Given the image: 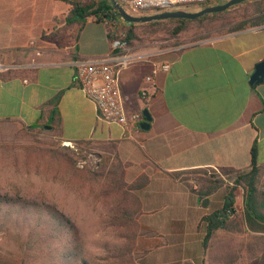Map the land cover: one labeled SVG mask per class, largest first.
Listing matches in <instances>:
<instances>
[{
  "label": "crops",
  "instance_id": "obj_1",
  "mask_svg": "<svg viewBox=\"0 0 264 264\" xmlns=\"http://www.w3.org/2000/svg\"><path fill=\"white\" fill-rule=\"evenodd\" d=\"M66 1L0 0V64L19 67L0 72V121L35 126L56 110L63 141L113 145L128 183L142 174L149 179L136 192L137 262L205 264L201 218L222 207L226 184L251 170L254 144L257 166H264V81L249 85L264 61V25L154 51L131 47L134 61L120 73V91L127 113L147 110L150 116L148 129L132 141L118 125L102 121L74 83L72 63L109 55L107 33L114 30L94 17L67 24ZM162 64L168 70L154 75L141 99L144 77ZM203 171L225 183L205 199L173 178ZM242 196L238 187L235 207H243Z\"/></svg>",
  "mask_w": 264,
  "mask_h": 264
},
{
  "label": "rangeland",
  "instance_id": "obj_2",
  "mask_svg": "<svg viewBox=\"0 0 264 264\" xmlns=\"http://www.w3.org/2000/svg\"><path fill=\"white\" fill-rule=\"evenodd\" d=\"M90 3L92 0H71ZM110 1V0H109ZM229 0H213V6ZM250 7L239 5L227 14V23L242 19ZM179 10L197 12L196 7H180ZM116 32L125 34L128 23L122 19L115 22ZM218 19L202 24L191 23L176 38L169 35L171 25L167 22L154 26L136 24L137 40L133 51L159 50L175 44H188L213 37L221 27ZM53 130L39 128L29 130L15 121H0V195L20 197L52 206L65 215L77 230L81 252L93 261H102L107 246H122L124 230L110 224V217L118 206H131L130 198L117 192L114 178L125 180V165L115 158L111 145L94 141L65 144ZM87 172L101 177L88 179ZM114 173V174H113ZM202 176L184 173L181 178L193 186ZM258 187L264 191V166H261ZM136 194V193H135ZM243 197V196H242ZM237 222L243 207H236ZM164 213V211H163ZM159 214V213H158ZM137 215L136 219L138 218ZM157 216V215H155ZM251 233L241 225L240 231L228 233L217 231L205 251V264H261L249 243ZM31 240L28 235L13 227L0 232V264H31ZM252 246V245H251ZM134 250V248H133ZM132 259L139 264L132 251Z\"/></svg>",
  "mask_w": 264,
  "mask_h": 264
},
{
  "label": "trees",
  "instance_id": "obj_3",
  "mask_svg": "<svg viewBox=\"0 0 264 264\" xmlns=\"http://www.w3.org/2000/svg\"><path fill=\"white\" fill-rule=\"evenodd\" d=\"M66 2L71 6L66 19L67 24L75 21L82 24L85 19L94 17L97 22L110 25L114 31L109 30L107 36L109 40L114 37L117 31L114 29L116 27L114 23L121 17L114 10L109 0H92L90 3H78L71 0ZM239 5H246L250 9L243 15V21L227 27L230 24L227 23V14ZM209 19H218L222 22L216 35L262 26L264 25V0H247L226 11L207 14L194 20L168 19L153 21L146 23V25L154 26L167 22L172 26L169 31L170 37L176 38L187 30L189 24H202L203 21ZM128 26L125 38L128 45L131 46L137 40V35L133 31L136 24L129 23ZM58 118V113L53 110L46 122L38 123L35 126H27V128L35 130L49 126L51 130L58 134L56 130ZM111 146L113 147V145ZM118 162V167L121 168V163ZM260 171L261 167L257 166L256 163V145L254 144L251 149V170L235 179L232 185H225L220 175L214 172L208 174L203 171L202 176L195 180L198 188L196 191L185 179L181 178L182 174L189 172L173 174L174 179L180 178L179 180L200 199L209 197L225 185V197L222 207L201 218V221L205 224V233L202 239L204 250L207 249L210 239L217 231L236 233L240 231V226L243 225L251 233L252 243H249L251 252H254L260 263L264 264V191L258 187ZM86 174L88 179L92 180H98L97 177H101L94 172H87ZM122 175L121 171L120 179H113L117 186L116 191L126 196L125 200L129 197L131 206L116 207L109 222L111 225L124 230V243L121 247L107 246L105 248L106 256L100 262L90 260L83 255L77 243V230L70 220L52 206L42 202L0 195V232L13 227L28 235L31 240L30 250H32L33 261L31 264H136L132 259V251L138 234L136 217L140 211V201L135 193L147 186L149 179L142 174L127 184L121 180ZM238 187L243 190V212L240 221L237 222L235 195Z\"/></svg>",
  "mask_w": 264,
  "mask_h": 264
},
{
  "label": "built area",
  "instance_id": "obj_4",
  "mask_svg": "<svg viewBox=\"0 0 264 264\" xmlns=\"http://www.w3.org/2000/svg\"><path fill=\"white\" fill-rule=\"evenodd\" d=\"M126 13L132 16H146L166 11L179 10L180 7H196L203 9L213 6V0H117ZM131 48L125 34L115 33L110 40V53L107 56L93 59H76L74 67V83L91 99L96 107L99 118L107 123L118 125L122 137L126 140H136L141 131L142 113H127L125 98L119 86V76L134 61L130 54ZM169 66L162 64L144 77V86L139 91V97H148V86L153 85V77L158 71H167ZM17 66L0 64V72L18 70ZM65 144H71L67 142Z\"/></svg>",
  "mask_w": 264,
  "mask_h": 264
},
{
  "label": "water",
  "instance_id": "obj_5",
  "mask_svg": "<svg viewBox=\"0 0 264 264\" xmlns=\"http://www.w3.org/2000/svg\"><path fill=\"white\" fill-rule=\"evenodd\" d=\"M247 0H229L224 4L215 5L211 7H206L203 9H200L197 12H187L183 10H175V11H166L162 13H156L152 15H146V16H132L129 15L124 11V9L119 5L117 0H110V2L113 5L114 10L118 13V15L121 17L122 20H124L126 23L130 24H144V23H150L153 21H163L168 19H187V20H194L201 16L207 15V14H213V13H219L226 11L227 9L236 6L240 3H243ZM264 81V61L258 63L255 66L254 73L251 75L249 79V85H257ZM143 115V122L140 123V129L141 130H147L149 127V121L150 116L147 112V110H144L142 112ZM44 128L49 129V126H45ZM197 202H200V199H197ZM203 207H206L208 205V200L202 201L201 204Z\"/></svg>",
  "mask_w": 264,
  "mask_h": 264
}]
</instances>
